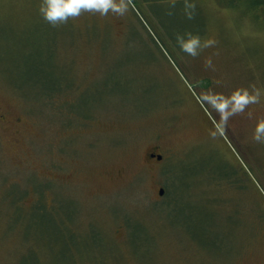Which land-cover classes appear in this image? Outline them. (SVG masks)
Instances as JSON below:
<instances>
[{
	"label": "rangeland",
	"instance_id": "obj_1",
	"mask_svg": "<svg viewBox=\"0 0 264 264\" xmlns=\"http://www.w3.org/2000/svg\"><path fill=\"white\" fill-rule=\"evenodd\" d=\"M41 2L0 0V264H264V0ZM236 88L260 99L217 130Z\"/></svg>",
	"mask_w": 264,
	"mask_h": 264
},
{
	"label": "clouds",
	"instance_id": "obj_2",
	"mask_svg": "<svg viewBox=\"0 0 264 264\" xmlns=\"http://www.w3.org/2000/svg\"><path fill=\"white\" fill-rule=\"evenodd\" d=\"M172 4H175V0H172ZM133 6V0H42L38 10L45 20L55 25L58 22L67 21L69 17L79 16L82 11L99 12L101 15H107L111 11L118 15H124ZM194 9V0H184L185 15L191 17ZM176 41L179 47L191 56L199 55L202 48L216 43L212 39L202 42L198 34L191 32L177 33ZM205 63L212 66L211 57L206 58ZM226 99L227 103L221 102L218 106L212 105L220 116L215 125L217 130L223 129L230 116L237 112H243L248 104L259 101L260 89L257 88L254 92H249L247 88H236ZM207 103L210 101H206ZM212 134L215 135L216 132ZM253 138L256 141H264V119L257 121Z\"/></svg>",
	"mask_w": 264,
	"mask_h": 264
},
{
	"label": "trees",
	"instance_id": "obj_3",
	"mask_svg": "<svg viewBox=\"0 0 264 264\" xmlns=\"http://www.w3.org/2000/svg\"><path fill=\"white\" fill-rule=\"evenodd\" d=\"M167 169H168V172H170V174L168 176V179L166 180V183L164 186L165 188L163 190V193H165L166 196L169 195V189L170 187L173 186V182L177 181L179 177H181L182 184H186L185 177H183L185 173H183V169L180 165L178 164L170 165Z\"/></svg>",
	"mask_w": 264,
	"mask_h": 264
},
{
	"label": "water",
	"instance_id": "obj_4",
	"mask_svg": "<svg viewBox=\"0 0 264 264\" xmlns=\"http://www.w3.org/2000/svg\"><path fill=\"white\" fill-rule=\"evenodd\" d=\"M157 157H158V158H160V157H161V155H160V154H158V155H157ZM162 192H163V187H160V188H159V193H160V194H162Z\"/></svg>",
	"mask_w": 264,
	"mask_h": 264
}]
</instances>
